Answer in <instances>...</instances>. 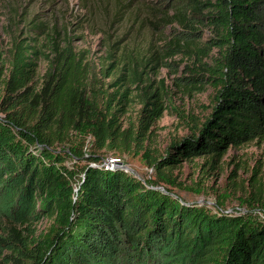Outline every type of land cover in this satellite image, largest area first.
<instances>
[{
  "label": "trees",
  "instance_id": "16d2710c",
  "mask_svg": "<svg viewBox=\"0 0 264 264\" xmlns=\"http://www.w3.org/2000/svg\"><path fill=\"white\" fill-rule=\"evenodd\" d=\"M18 17L0 66V211L17 223L0 264H264V207L213 212L93 153L140 143L123 121L132 102L141 124L167 109L164 83H149L159 63L190 61L177 87L214 93L191 137L150 161L157 174L264 139V0H191L160 47L117 39L98 63L39 14ZM73 132L91 133L94 151H58Z\"/></svg>",
  "mask_w": 264,
  "mask_h": 264
},
{
  "label": "rangeland",
  "instance_id": "374dc122",
  "mask_svg": "<svg viewBox=\"0 0 264 264\" xmlns=\"http://www.w3.org/2000/svg\"><path fill=\"white\" fill-rule=\"evenodd\" d=\"M190 7L191 0H0V66L6 62L12 37L25 29L24 22L15 23L18 15L29 21L39 14L51 27L61 30L62 37L68 34L77 48L98 63L108 43L117 39L143 45L151 41L154 48L160 47L164 38L180 29L179 14L190 11ZM165 61L178 62L179 58ZM186 64L190 65V61L172 68L159 63L150 74L149 83L154 88L161 83L165 85L167 109L161 117L148 125L141 124L142 105L132 102L125 107L123 121L125 126L131 125L133 136L141 135L138 145L123 153L95 152L91 133L73 132L68 142L58 146V151L85 154L94 151L105 161L115 162V169H124L144 180H159L160 187L172 195L213 212H245L252 206L260 214L264 207V139L232 144L215 160L192 157L162 174L150 166L153 157L165 154L173 142L190 138L194 127L211 112L214 93L211 87L199 90L197 86L187 93L177 87V79L188 75ZM44 71L43 64L36 77L37 88ZM135 92L139 93L140 88ZM0 209H4L1 203ZM4 213L6 210L0 211V236L7 230L8 222L17 224L10 217L5 219ZM9 254L6 247L0 246V262Z\"/></svg>",
  "mask_w": 264,
  "mask_h": 264
},
{
  "label": "water",
  "instance_id": "95a60500",
  "mask_svg": "<svg viewBox=\"0 0 264 264\" xmlns=\"http://www.w3.org/2000/svg\"><path fill=\"white\" fill-rule=\"evenodd\" d=\"M105 164L106 165H109L110 167H112V168H117V165L116 164H111L110 162H108V161H105Z\"/></svg>",
  "mask_w": 264,
  "mask_h": 264
},
{
  "label": "built area",
  "instance_id": "2783aa9c",
  "mask_svg": "<svg viewBox=\"0 0 264 264\" xmlns=\"http://www.w3.org/2000/svg\"><path fill=\"white\" fill-rule=\"evenodd\" d=\"M110 163L113 164V163H115V162L112 161V162H110ZM108 166H109V165H108ZM109 167H110V166H109Z\"/></svg>",
  "mask_w": 264,
  "mask_h": 264
}]
</instances>
